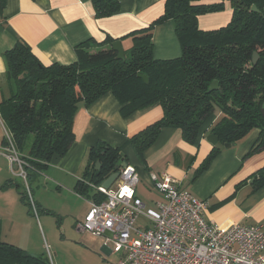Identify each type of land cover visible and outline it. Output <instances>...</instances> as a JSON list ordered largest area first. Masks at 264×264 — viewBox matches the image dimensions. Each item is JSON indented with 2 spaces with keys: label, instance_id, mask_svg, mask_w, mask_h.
Returning a JSON list of instances; mask_svg holds the SVG:
<instances>
[{
  "label": "trees",
  "instance_id": "1",
  "mask_svg": "<svg viewBox=\"0 0 264 264\" xmlns=\"http://www.w3.org/2000/svg\"><path fill=\"white\" fill-rule=\"evenodd\" d=\"M92 1L97 17L121 9L119 0ZM227 5L233 16L226 26L213 30L199 27L201 15L222 11ZM254 5L259 11L253 10ZM4 7L5 0H0V12ZM167 20L175 22L182 55L156 58L153 30ZM132 36L134 45L125 59L117 57L112 46L116 39L111 36L77 45V60L70 64L43 63L23 40L5 52L6 77L14 92L0 101V115L27 163L30 187L33 175L51 164L55 155L62 158L69 151L75 140L73 120L79 105L88 107L108 92L121 104L123 117L155 103L163 107L160 120L130 139L139 157L164 127L180 128L185 140L195 143L217 113L222 116L211 132L222 143L238 142L260 128L250 153L264 149V0H165L164 13ZM255 52L259 54L256 63ZM139 74L147 75L149 82ZM215 80L218 87L211 89ZM220 150L213 148L199 173ZM123 161L127 157L121 148L97 142L89 150L85 179L78 181L77 192L91 199L103 198L92 185L103 184ZM252 179L254 191L264 186V167ZM16 185L34 213L24 181ZM0 264L52 263L46 254H31L0 235Z\"/></svg>",
  "mask_w": 264,
  "mask_h": 264
},
{
  "label": "crops",
  "instance_id": "2",
  "mask_svg": "<svg viewBox=\"0 0 264 264\" xmlns=\"http://www.w3.org/2000/svg\"><path fill=\"white\" fill-rule=\"evenodd\" d=\"M119 1L121 9L118 12L97 17L92 0H5L4 10L0 12V101L14 92V85L6 77L5 52L19 40L29 44L45 64L73 63L77 60V45L86 41L100 42L107 36L120 40L128 55L134 45L132 33L158 19L164 13L165 0ZM216 1L203 0L206 3ZM232 16L233 9L227 5L222 11L201 15L199 27L203 30L218 29L226 26ZM153 44L156 58L170 59L182 55L173 20L155 26ZM121 107L112 92L104 94L88 107L81 103L74 116L75 140L69 151L58 164L51 163L32 176L33 185L43 178L51 182L58 192L67 190L76 198L78 213L75 226L78 230L83 231L78 228V222L89 211L91 198L78 193L76 185L78 181H84L89 150L99 141L121 148L128 164L136 167L139 174L137 196L146 207L156 208L162 198L154 186L153 175L167 173L178 181L181 189L189 190L207 202L206 220L222 227L241 222L264 228V186L254 191L252 179L264 167V149L250 153L260 137V128H255L231 147L221 149L209 167L199 173L214 148L207 136L212 133L211 129L222 113L207 121L206 130L201 131L195 143L186 141L180 128H162L155 142L139 157L130 139L160 120L164 114L163 107L155 103L129 117L122 116ZM4 136L5 133L0 134V146ZM16 172L9 159L0 153V235L35 254V250H31V227L40 237L46 235L42 219L46 222L47 216L55 212L44 200H38L35 202L41 216L33 215L21 198L16 184L23 180ZM105 238L100 253L104 256L103 261L94 254L99 261H89V264H107L106 257L111 260L117 255V264H120L125 258L122 252L115 251L112 241L107 236Z\"/></svg>",
  "mask_w": 264,
  "mask_h": 264
},
{
  "label": "built area",
  "instance_id": "3",
  "mask_svg": "<svg viewBox=\"0 0 264 264\" xmlns=\"http://www.w3.org/2000/svg\"><path fill=\"white\" fill-rule=\"evenodd\" d=\"M0 122L7 139L0 153L24 181L33 211L38 213L27 180V163L1 115ZM152 178L162 197L156 208L146 207L137 196L139 174L131 164L120 169L112 186L92 185L103 198L91 199L90 209L78 222V228L107 236L115 251L125 255L120 264H264L262 225L238 222L222 227L205 219L207 202L181 189L171 175L162 173ZM140 217L144 219L141 226Z\"/></svg>",
  "mask_w": 264,
  "mask_h": 264
},
{
  "label": "rangeland",
  "instance_id": "4",
  "mask_svg": "<svg viewBox=\"0 0 264 264\" xmlns=\"http://www.w3.org/2000/svg\"><path fill=\"white\" fill-rule=\"evenodd\" d=\"M4 133L2 123H0V134ZM17 166H15L16 169ZM33 201L44 200L45 204L54 210L46 218L42 219L43 229L46 235L41 237L37 231L31 227V250L35 254L45 253L52 264H89V261H99L94 254L102 253V246L106 242L105 236L95 235L89 231H80L75 226L76 214L78 213V202L67 190L58 192L51 182L43 178L38 184L32 183ZM35 217H40L41 213H33ZM144 219H138V225H143ZM112 247V244L109 243ZM31 252V251H30ZM33 252V253H34ZM104 256H100L103 261ZM108 259L111 264H117L118 255L113 259ZM107 262V264H108Z\"/></svg>",
  "mask_w": 264,
  "mask_h": 264
},
{
  "label": "water",
  "instance_id": "5",
  "mask_svg": "<svg viewBox=\"0 0 264 264\" xmlns=\"http://www.w3.org/2000/svg\"><path fill=\"white\" fill-rule=\"evenodd\" d=\"M253 10L255 11H259V9L254 5L253 6ZM113 48L118 52V58L120 59H125L126 57V54H125V50L121 44V41L120 40H116L114 43H113ZM259 58V54L257 52L254 53V56H253V62L256 63V61L258 60ZM140 77H142L146 83L149 82V78L147 77V75L145 74H139ZM218 87V81L215 80L212 82L211 84V89H216ZM262 110L264 112V105L262 107ZM207 139L210 143L213 144L214 147L218 148V149H223V148H229L231 147V145L235 144V143H222L218 136L215 135L214 133H210L208 136H207ZM61 157L58 156V155H55L51 161L52 164H58L59 161H60ZM128 162L127 161H123L120 165H117V170L112 173L104 182H103V185L105 187H110L112 186L116 181L117 179L119 178V175H120V169L122 167H125L127 166ZM100 162L98 161L97 162V165H96V168H100Z\"/></svg>",
  "mask_w": 264,
  "mask_h": 264
}]
</instances>
